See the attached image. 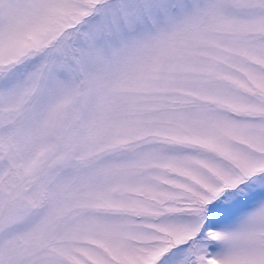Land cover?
I'll return each mask as SVG.
<instances>
[{
	"label": "snow or ice",
	"instance_id": "snow-or-ice-1",
	"mask_svg": "<svg viewBox=\"0 0 264 264\" xmlns=\"http://www.w3.org/2000/svg\"><path fill=\"white\" fill-rule=\"evenodd\" d=\"M0 264H264V0H0Z\"/></svg>",
	"mask_w": 264,
	"mask_h": 264
}]
</instances>
